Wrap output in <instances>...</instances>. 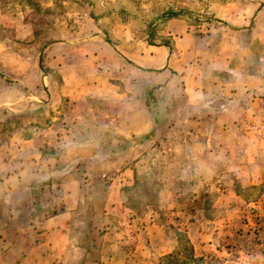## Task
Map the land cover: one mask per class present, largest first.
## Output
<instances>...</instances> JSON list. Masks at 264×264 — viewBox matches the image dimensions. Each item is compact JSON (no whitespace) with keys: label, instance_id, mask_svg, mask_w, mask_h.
Returning <instances> with one entry per match:
<instances>
[{"label":"rangeland","instance_id":"obj_1","mask_svg":"<svg viewBox=\"0 0 264 264\" xmlns=\"http://www.w3.org/2000/svg\"><path fill=\"white\" fill-rule=\"evenodd\" d=\"M0 157L21 264H264V0H0Z\"/></svg>","mask_w":264,"mask_h":264},{"label":"crops","instance_id":"obj_2","mask_svg":"<svg viewBox=\"0 0 264 264\" xmlns=\"http://www.w3.org/2000/svg\"><path fill=\"white\" fill-rule=\"evenodd\" d=\"M116 47H118V44L116 45ZM122 47H124V45H122ZM148 47H153L151 44L148 45ZM160 47H167V46H160ZM195 83L194 84H190V82H188L187 84V94H188V101L190 102V104L192 103L193 105H196L200 102V100L205 96L204 95V89H206V85L204 83V81L201 79V77H199L198 79H195ZM218 87L221 88V85L218 84ZM226 103H222V106H224ZM146 119H148V122H144L143 124V128L141 129L142 131H146L147 129H151L152 126V122L153 119L148 118V116L145 117ZM144 118V119H145ZM147 121V120H146ZM152 121V122H151ZM5 163V161L3 159H1L0 157V168L1 166ZM8 174H5L4 176H0L1 177V182L3 183L2 180H5V177H7ZM72 194L66 192L65 194V198L67 200V198H69ZM56 219L55 218H48L44 221L43 224V228H50V226H55L54 225V221ZM43 241H45L44 243H46L48 245V242L50 240H46L43 239ZM24 243L20 238H15V240H10L7 236H2L0 235V264H17V262H19L18 264H21L22 261H24L26 258H35V254L34 253H28L27 251L22 252V247H23ZM16 256V257H14ZM31 256V257H30ZM37 257V256H36Z\"/></svg>","mask_w":264,"mask_h":264},{"label":"trees","instance_id":"obj_3","mask_svg":"<svg viewBox=\"0 0 264 264\" xmlns=\"http://www.w3.org/2000/svg\"><path fill=\"white\" fill-rule=\"evenodd\" d=\"M149 92H151V91H149ZM4 113H7L8 111L6 110V109H4V110H2ZM3 114V113H2ZM155 121V120H154ZM169 257H171V254H168L167 256H166V258H169ZM193 257V256H192ZM185 258V257H184ZM186 258L188 259V258H190V257H188V256H186ZM199 258H193V259H191L192 261H194V263L195 264H199L200 262H197V261H199L198 260Z\"/></svg>","mask_w":264,"mask_h":264}]
</instances>
